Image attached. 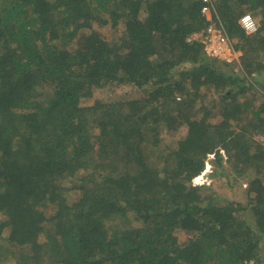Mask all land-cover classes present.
<instances>
[{
    "label": "trees",
    "instance_id": "16d2710c",
    "mask_svg": "<svg viewBox=\"0 0 264 264\" xmlns=\"http://www.w3.org/2000/svg\"><path fill=\"white\" fill-rule=\"evenodd\" d=\"M213 2L239 64L201 0H0V263L264 264V0ZM109 84L140 94L82 103Z\"/></svg>",
    "mask_w": 264,
    "mask_h": 264
},
{
    "label": "rangeland",
    "instance_id": "374dc122",
    "mask_svg": "<svg viewBox=\"0 0 264 264\" xmlns=\"http://www.w3.org/2000/svg\"><path fill=\"white\" fill-rule=\"evenodd\" d=\"M245 13H249L256 21L257 18L254 17L249 10L246 9ZM108 35H115L117 34L116 31L114 30H105ZM140 92L136 90L135 87L132 85H115V84H109L107 86H104L102 88L96 89L93 93V96L88 99L82 100L83 104H91L94 99L100 98L105 101H115V100H120V99H125V98H130V97H135L138 96ZM210 121L215 122L216 118L211 119ZM185 133V127H181L175 135H170V134H164L163 136V141L162 143H167L170 141H173L181 136H183ZM256 139L259 141H262L264 143V136L259 135L255 136ZM211 158V156H209ZM210 163L206 161V165L204 168V171L198 176L195 177L194 180L192 181L193 183H201L204 182L206 179L205 175L203 173H206L210 169ZM254 175L252 172L247 175L245 178L241 180H226L225 177L223 176H217L213 178H209L208 182H210V185L212 189L218 193L219 195L232 200V201H240L244 202L248 196L251 189H249L248 182L253 179ZM73 196V194H71ZM177 239L179 241L184 240V235L182 233L177 232L176 234ZM0 264H16L15 259H13L10 255L7 256V258L2 261Z\"/></svg>",
    "mask_w": 264,
    "mask_h": 264
},
{
    "label": "built area",
    "instance_id": "2783aa9c",
    "mask_svg": "<svg viewBox=\"0 0 264 264\" xmlns=\"http://www.w3.org/2000/svg\"><path fill=\"white\" fill-rule=\"evenodd\" d=\"M201 2L200 12L207 18L209 24L201 32L193 33L190 38H199L208 56L220 58L227 63L239 64L241 52L235 49L219 21L213 0H201ZM239 23L247 35L257 30L256 21L249 13L242 14Z\"/></svg>",
    "mask_w": 264,
    "mask_h": 264
}]
</instances>
